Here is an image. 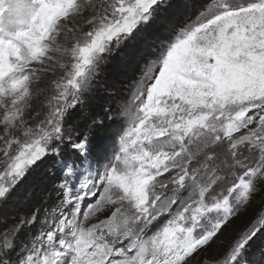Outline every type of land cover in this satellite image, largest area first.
<instances>
[{"label":"snow or ice","instance_id":"6c2138e0","mask_svg":"<svg viewBox=\"0 0 264 264\" xmlns=\"http://www.w3.org/2000/svg\"><path fill=\"white\" fill-rule=\"evenodd\" d=\"M173 7L0 0V203L45 160L60 173L54 203L0 229V264H194L214 245L210 264H264V204L221 239L264 198V0H201L104 119L70 123L108 59Z\"/></svg>","mask_w":264,"mask_h":264},{"label":"rangeland","instance_id":"374dc122","mask_svg":"<svg viewBox=\"0 0 264 264\" xmlns=\"http://www.w3.org/2000/svg\"><path fill=\"white\" fill-rule=\"evenodd\" d=\"M169 3L174 5V7L171 10L163 13L160 20L146 28L154 29L153 33L157 35L159 34L160 38H157L154 41L145 39L141 41V45L143 47L140 55L142 59L141 65L144 60L154 54L155 50L159 47L161 42L171 35L172 30L178 23L183 22V20L189 16L195 15L200 7L201 0H169ZM136 38L137 37H135L133 40L135 41ZM108 62L109 59L107 63ZM103 74L104 68L99 80L98 87L90 94L89 97L86 98L84 104L87 103V100H94V98H97L98 94L102 93H104L106 99L110 98L109 100H115L121 95L124 87L120 84L115 85L112 84L111 81H107V79H104ZM128 82L129 80H124V82L121 83H124L126 85ZM105 105L106 107L100 110L101 107ZM107 106V103L101 104V107L97 109L96 114L92 116L93 119H91L90 123L86 124L85 128L82 130L87 131L89 126L93 124V121L104 119V117L100 116L99 113L100 111L101 113L104 112V109L107 108ZM82 109L84 112L89 113V109L85 107ZM98 131V127H93L90 141L94 140V138L97 137ZM67 155L68 153H65L66 158ZM59 175V170L56 167L54 160L51 158L45 160L37 167H35L25 178V180L10 195L8 200L6 202L0 203V229L4 228L6 225L10 226L20 217L30 212L33 209L36 201L43 200L45 202V207L48 206L49 203L53 202L54 197L58 196L55 185L58 181ZM49 178L50 180H48ZM47 181H49V186L42 187L45 185V183H47ZM262 204H264V198L257 196L253 200L252 204L248 207V209L242 211L240 216L232 221V223L226 229L225 235L221 237V239L227 240L231 235L235 234L237 231L243 228L248 223V221L261 210ZM11 219H14V221H11ZM217 255V246L214 245L206 252L201 253L200 256L197 257L194 264H210V262Z\"/></svg>","mask_w":264,"mask_h":264},{"label":"trees","instance_id":"16d2710c","mask_svg":"<svg viewBox=\"0 0 264 264\" xmlns=\"http://www.w3.org/2000/svg\"><path fill=\"white\" fill-rule=\"evenodd\" d=\"M154 29H146L142 32H140L136 37L135 41L132 40L128 42L126 45H124L119 51L115 52L113 56L109 58V62L106 63L104 67V79H107V81H111L112 84L115 85H122L125 86L124 80H131L133 77H135L138 73L139 66H141V51L143 49L141 45V41L145 40H156L157 38H160L159 34L153 33ZM125 78V79H124ZM94 97V96H93ZM110 98L106 99L104 96V93L98 94L97 98L89 99L87 100V103L78 107L70 117V123L76 125L80 129H84L86 124L90 123L92 116L96 114V111L98 108L101 107V104L107 103L108 106H114L115 100H109ZM97 101V102H96ZM107 101V102H105ZM107 106V107H108ZM89 109V113H86L83 111L82 108ZM105 106L101 107L100 110H102ZM100 116L105 117V109L104 112L101 113ZM119 127V121L118 119L114 120H105L103 127H98V134L97 137L94 138V140H91V142L94 145H100L101 143L107 142L114 136L115 130ZM50 180V178L48 179ZM49 181L45 183L42 187H48ZM47 189V188H46ZM48 193V192H46ZM57 197H54L53 202L49 203L51 205L55 202ZM39 206L41 208L45 207V202L43 200L36 201L34 207ZM29 213V212H28ZM27 213V214H28ZM11 221H14V219H11ZM23 235V234H22Z\"/></svg>","mask_w":264,"mask_h":264}]
</instances>
